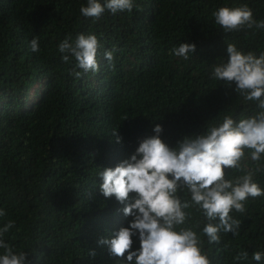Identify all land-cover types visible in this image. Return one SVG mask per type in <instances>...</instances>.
Returning <instances> with one entry per match:
<instances>
[{
    "label": "trees",
    "instance_id": "1",
    "mask_svg": "<svg viewBox=\"0 0 264 264\" xmlns=\"http://www.w3.org/2000/svg\"><path fill=\"white\" fill-rule=\"evenodd\" d=\"M133 3L132 13L105 11L94 20L80 13L87 0H0V209L7 213L0 228L15 222L5 240L26 253V264H126L98 243L132 219L115 197L102 195L99 172L129 158L157 124L160 138L177 148L225 115L238 121L258 111L212 70L227 62L229 43L259 56L264 29L225 33L212 14L247 4L262 21L264 0ZM79 34L97 36L100 70L76 78L74 59L62 62L58 46ZM34 37L38 52L30 47ZM185 43L195 45L188 60L170 54ZM112 49L114 67L103 56ZM254 179L264 189V173ZM246 208L234 213L239 236L206 244L211 264H257L252 254L264 253V196ZM199 218L193 212L192 223ZM224 244L230 247L219 251ZM243 251L248 259L235 261Z\"/></svg>",
    "mask_w": 264,
    "mask_h": 264
},
{
    "label": "clouds",
    "instance_id": "2",
    "mask_svg": "<svg viewBox=\"0 0 264 264\" xmlns=\"http://www.w3.org/2000/svg\"><path fill=\"white\" fill-rule=\"evenodd\" d=\"M134 7L133 0H87L80 13L99 20L105 11L113 15L132 13ZM212 15L225 33L264 29V20L257 21L247 4L220 7ZM70 41L71 37H66L58 51L62 62L74 59L72 74L81 78L89 72L97 73L101 47L97 36L79 34ZM30 47L33 52L40 50L38 37L31 40ZM114 51L103 54L112 67ZM194 51V44L185 43L173 47L170 54L188 60ZM227 56V62L214 66L212 77L229 86L234 83L239 96L256 104L255 115L238 121L225 115L222 123L208 126L202 135L185 137L177 148H170L160 138L163 129L157 124L155 135L142 139L129 158L98 174L102 195L115 197L124 205V216L132 218L128 227H121L112 238L98 243L126 264H211L206 244L220 245L222 234L239 236L242 221L234 213L245 214L250 199L264 196V189L254 179L264 173V52L259 56L245 54L229 43ZM112 136L116 143L121 142L117 130ZM193 212L200 214L195 224ZM6 215L0 209V217ZM14 226L15 222L9 220L0 228V264H26V253L5 240ZM134 237L139 240L137 250H133ZM229 247L224 244L219 251ZM89 254L95 256V252ZM248 256L243 251L234 260H247ZM252 259L260 264L264 253L255 251Z\"/></svg>",
    "mask_w": 264,
    "mask_h": 264
}]
</instances>
